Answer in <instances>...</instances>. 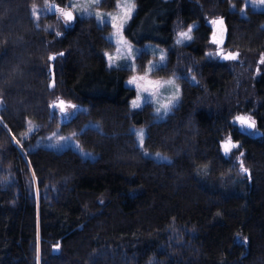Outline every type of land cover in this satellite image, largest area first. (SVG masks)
<instances>
[{
  "label": "trees",
  "instance_id": "1",
  "mask_svg": "<svg viewBox=\"0 0 264 264\" xmlns=\"http://www.w3.org/2000/svg\"><path fill=\"white\" fill-rule=\"evenodd\" d=\"M45 1L0 0V264H264V10L136 0L126 34L166 46L153 73L175 74L182 88L158 120L152 103L133 108L132 68L108 65L110 24L76 15L48 29L55 11L39 23L32 15ZM219 18L235 59L208 55ZM194 23L193 39L177 42ZM60 100L78 106L64 122ZM241 115L257 134L240 128ZM29 122L38 127L27 136ZM60 125L97 157L32 146ZM134 125H147L146 147L173 160L145 154ZM229 137L238 147L225 154Z\"/></svg>",
  "mask_w": 264,
  "mask_h": 264
},
{
  "label": "rangeland",
  "instance_id": "2",
  "mask_svg": "<svg viewBox=\"0 0 264 264\" xmlns=\"http://www.w3.org/2000/svg\"><path fill=\"white\" fill-rule=\"evenodd\" d=\"M102 1L103 0H67L65 5L59 4L55 7L52 5L56 1L46 0L42 5L36 4L33 6L32 15L39 23L43 16L55 11L56 13L54 14L57 16L56 18L59 19L58 24H54V22L45 24L46 28L52 30L56 27L69 24V21L66 20L63 15V12H66L68 8L72 9L78 16H93L100 24H110L111 30L107 33V37L113 41L114 48L105 50L104 55L109 66H128L132 68L133 73L126 79V85L135 88L137 91V95L133 101H137L139 107L133 108L138 109L146 103H152L156 119H166L182 99V88L175 74L170 76H157L153 73L155 68L167 63V47L151 41L139 45L134 43L126 34V28L138 10L136 0H117L116 7L112 10L101 7ZM232 8H236L235 3L232 4ZM249 8L264 10V5L260 4L259 0H243V5L240 8L241 14L247 16ZM61 9H63V12H61ZM196 25L197 24L194 23L188 28L179 29L177 33V42L187 43L191 41L193 39V28H195ZM213 25L214 29L210 38L211 48L208 51V55L212 58H218L230 53V50L225 46L227 28L225 22L222 20L218 24L213 22ZM189 29H191V31H189ZM182 33H187V36H182ZM144 52H150L152 56L145 64V68L140 70V61ZM189 76L193 81H196L192 73H190ZM129 81L133 82L129 83ZM77 107L78 106L70 108L65 105L67 115L65 112H62L59 107L60 121L64 122L73 117L77 111ZM157 109H160V111L157 112ZM88 125L99 126V123L90 120L86 123V126ZM239 126L241 129L251 134H257L258 130L256 128L249 131L245 126H242L241 123H239ZM37 127L38 125L36 123L29 122L26 135L29 136ZM133 129L137 135L138 145L143 149L145 154L159 161L170 162L173 160V156L170 154L159 150H151L146 147L147 125H134ZM141 130H143L142 144L138 138V133ZM61 137L67 139L61 140ZM39 145L59 151L66 148H73L86 158L97 157V153L82 145L73 132L61 130V125L50 134L39 135L34 143H32V146L37 147Z\"/></svg>",
  "mask_w": 264,
  "mask_h": 264
},
{
  "label": "snow or ice",
  "instance_id": "3",
  "mask_svg": "<svg viewBox=\"0 0 264 264\" xmlns=\"http://www.w3.org/2000/svg\"><path fill=\"white\" fill-rule=\"evenodd\" d=\"M259 3L262 4V5H264V0H259ZM61 12H63V9H61ZM63 15L65 16L66 20H68V21H70V20L73 19V16H72V13H71V12H63ZM214 23H216V22H214ZM189 31H191V29H189ZM181 35H182V36H187V33H182ZM229 58H231V59H235V55L232 54V53H228V55L224 56V59H229ZM50 59H53V57H50ZM132 82H133V81H129V83H132ZM53 106H57V105L54 104ZM132 106H133V107H139V104L137 103V101H133V102H132ZM59 107H60V110H61L62 112H65V114L67 115L66 108H65V102H64L63 100H61V101L59 102ZM67 107L75 108L76 106H75V105H71V104H69V105H67ZM165 107H166V106H165ZM159 111H160V109H157V112H159ZM235 119L238 120V121L241 123L242 126H246V127L249 128V129H254L255 126H256L254 121H250L249 118H246V117H244V116H238V117H236ZM138 138H139V140H140V142H141V144H142V143H143V130H141V131L138 133ZM60 139H61V140H65V139H67V138H65V137H61ZM223 147H224V152H225V154H227L228 152L231 151L232 148H236V147H238V145L232 143V140H231V138L229 137V138L224 142ZM243 171L246 172L247 169L244 168ZM55 247L58 248L59 245L57 244Z\"/></svg>",
  "mask_w": 264,
  "mask_h": 264
},
{
  "label": "water",
  "instance_id": "4",
  "mask_svg": "<svg viewBox=\"0 0 264 264\" xmlns=\"http://www.w3.org/2000/svg\"><path fill=\"white\" fill-rule=\"evenodd\" d=\"M52 6L57 7L58 4L54 2ZM66 12H71V13H72L73 19L70 20L71 22L74 21V20L76 19V14L72 11V9L68 8ZM220 21H221L220 18L217 19V20L215 21V22H216L215 24H218ZM60 101H61V100H60ZM60 101H59V102H60ZM63 101H64V100H63ZM59 102H58V104H59ZM64 102H65V101H64ZM65 105H66V102H65ZM241 116H244V117H246V118H249L250 121H254V120L251 119L250 116H247V115H241ZM255 125H256V123H255ZM245 127H246V126H245ZM255 127H256V126H255ZM246 128H247V127H246ZM247 129H248V130H253V129H249V128H247Z\"/></svg>",
  "mask_w": 264,
  "mask_h": 264
},
{
  "label": "bare ground",
  "instance_id": "5",
  "mask_svg": "<svg viewBox=\"0 0 264 264\" xmlns=\"http://www.w3.org/2000/svg\"><path fill=\"white\" fill-rule=\"evenodd\" d=\"M63 8V7H62ZM65 8V7H64Z\"/></svg>",
  "mask_w": 264,
  "mask_h": 264
}]
</instances>
